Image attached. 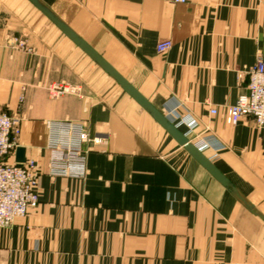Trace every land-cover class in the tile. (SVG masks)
Masks as SVG:
<instances>
[{
  "label": "crops",
  "instance_id": "1",
  "mask_svg": "<svg viewBox=\"0 0 264 264\" xmlns=\"http://www.w3.org/2000/svg\"><path fill=\"white\" fill-rule=\"evenodd\" d=\"M40 1L183 132L171 107L198 120L191 139L221 145L204 153L264 214V127L226 121L264 57V0ZM55 81L81 94L52 98ZM0 110L41 168L38 207L0 228V264H264V220L29 0H0ZM67 121L101 139L83 144L84 178L49 174Z\"/></svg>",
  "mask_w": 264,
  "mask_h": 264
},
{
  "label": "built area",
  "instance_id": "2",
  "mask_svg": "<svg viewBox=\"0 0 264 264\" xmlns=\"http://www.w3.org/2000/svg\"><path fill=\"white\" fill-rule=\"evenodd\" d=\"M176 1L185 2L186 0ZM172 45L171 40H162L157 44V51L164 53ZM245 73L248 76L246 91L240 94L235 104L227 106V121L235 125L242 117L250 116L260 127H264V58L260 52L255 64ZM47 90L52 98H59L65 94H81L79 85L62 81L51 82L47 86ZM180 105L178 103L170 108L171 116L175 119L181 118V122L187 126L185 134L190 137L189 135L198 127L199 121L188 113L181 115ZM217 112L216 107H212L210 110L211 114ZM21 121L22 117L0 110V228L11 227L17 218L26 216L37 208L40 201L38 191L40 166L38 161L34 158H27L24 163L19 164L15 161L5 160L11 154L13 155L19 145ZM62 124L70 133L50 143L49 174L54 177L84 178L87 175L85 168L87 151L84 150L83 144L89 141L97 143L100 138L91 139L86 128L78 124L68 121ZM195 143L202 151L206 148L218 149L221 147L211 137L195 141Z\"/></svg>",
  "mask_w": 264,
  "mask_h": 264
},
{
  "label": "water",
  "instance_id": "3",
  "mask_svg": "<svg viewBox=\"0 0 264 264\" xmlns=\"http://www.w3.org/2000/svg\"><path fill=\"white\" fill-rule=\"evenodd\" d=\"M43 12L69 39L81 48L96 64L111 76L144 110H146L197 162H199L218 182L230 190L250 211L264 220V214L258 211L253 203L246 199L240 190L219 170L213 161L188 137L166 114L159 110L127 78L110 64L84 38L75 32L66 22L58 17L40 0H29ZM26 161V150L23 146L16 148L15 162Z\"/></svg>",
  "mask_w": 264,
  "mask_h": 264
},
{
  "label": "rangeland",
  "instance_id": "4",
  "mask_svg": "<svg viewBox=\"0 0 264 264\" xmlns=\"http://www.w3.org/2000/svg\"><path fill=\"white\" fill-rule=\"evenodd\" d=\"M168 40H170V39H168ZM172 41V40H171ZM161 42V41H160ZM159 43V42H158ZM261 53V52H260ZM258 55V54H257ZM263 56V55H262ZM264 58V57H263ZM253 66V65H252ZM250 68V67H249ZM246 87H247V85H246ZM246 91V88H245V90H244V92ZM244 92H242V93H244ZM241 93V94H242ZM240 96V95H239ZM239 98V97H238ZM238 98H237V100H238ZM237 102V101H236ZM235 102V103H236ZM234 103V104H235ZM230 105H232V104H230ZM228 106V105H227ZM226 114H227V111H226ZM226 117H227V115H226ZM245 117V116H244ZM250 117V116H249ZM252 118V117H251ZM177 120H178V122L180 121L181 122V118L179 117V118H176ZM253 119V118H252ZM254 120V119H253ZM226 121H227V118H226ZM255 121V120H254ZM228 122V121H227ZM256 122V121H255ZM175 123V122H174ZM229 123V122H228ZM257 124V123H256ZM233 125V124H232ZM258 125V124H257ZM259 126V125H258ZM260 127V126H259ZM185 133V132H184ZM191 136V135H190ZM94 138H96V137H94ZM91 139H93V138H91ZM100 141H101V139H100ZM99 141V142H100ZM92 143H94V144H97V143H99V142H93V141H91ZM204 152V151H203ZM39 163V162H38ZM39 166H40V164H39ZM40 175H41V168H40ZM40 196V195H39ZM40 202V201H39Z\"/></svg>",
  "mask_w": 264,
  "mask_h": 264
}]
</instances>
